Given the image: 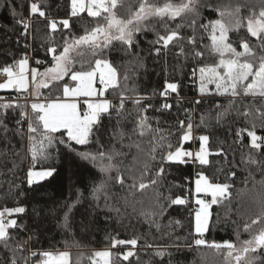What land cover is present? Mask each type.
<instances>
[{
	"label": "trees",
	"instance_id": "1",
	"mask_svg": "<svg viewBox=\"0 0 264 264\" xmlns=\"http://www.w3.org/2000/svg\"><path fill=\"white\" fill-rule=\"evenodd\" d=\"M29 1L0 0V69L26 58L29 52L31 66L42 74L45 69L53 65V55L63 50L66 38L84 35L85 28L90 30L96 26L97 21L104 23L102 18L94 19L86 12L77 17H70V0H34L40 10L46 13L47 20L38 13L32 15L29 32L27 30L25 35L22 34L25 32L23 25L17 21L27 16L30 11ZM157 2L163 4L164 0ZM201 5L197 25L208 24L209 21L217 19H223L224 23H228L233 18L228 15L221 18L216 9L231 11L239 7V16L244 26L238 31H231L229 36L233 46L237 51H241L239 43L242 37L247 36V18L253 14L258 15L264 8V0H201ZM209 5L213 10L209 9ZM129 6L133 9L137 7V0H124L123 7L118 11L120 18H128ZM64 19L69 20V29L63 28L59 23L55 32L48 27V20L59 22ZM190 22L189 15L183 20L177 18L170 26L175 27L176 23ZM146 23L149 25V30H142L135 38L137 44L135 51L140 54L139 59L126 55L119 41H113L110 49L106 51V58L113 62L120 73L121 89L124 86L123 77L127 74L128 87L136 89L135 93L129 95L145 97L142 106L147 110L141 114L148 117L153 131L143 137L132 133L134 117L122 120L117 129V117L113 111L111 119L107 114H102L100 124L97 125L100 131L93 134L88 144L76 145L74 141L70 142L73 149L71 151L64 144L59 143V139L67 141L64 130L53 134L57 140L54 141L53 147L46 149L50 154L49 158L39 159L33 166L31 156L27 152V119L22 121L25 131L23 148L20 137L13 135L17 127L16 121L20 119V112L31 114L25 100L28 95L16 91L0 92V105L7 103L19 105L7 109L0 108V120H3L11 130L7 134L8 139H5V134L0 128V151L5 153L0 156V209L16 206L25 209L23 213L13 215L22 226V228L10 229V233L17 238L11 242L13 247L17 240L26 241L31 237L30 243L25 245L23 252L17 253V256H27L29 249L36 252L67 250L70 253L69 264H92L95 249L108 247L112 252L111 264H226L224 253L227 249L217 251L209 245L229 241L239 247L241 241L251 239L260 227H264L258 224L253 226L251 233L244 231L245 223L251 224V221L257 219L264 210V163L261 165L241 163V158L247 157L250 153L257 160L264 162V151L250 149L248 146L250 138L247 135V131L255 130L258 136L264 137V127H261V124H264V117L257 112V109L264 111V104L259 99L255 104H249L250 115L247 117L239 116L233 109L220 125L215 122L211 127L200 125V117L203 113L209 108H214L216 103L227 106L228 98L214 95L201 98L198 91L199 73L197 72L194 78L192 72L202 64L215 63L218 57L210 56L208 51L204 50L203 61L197 63L191 59L177 58L175 53L179 51L178 48L168 50L166 55L162 52L160 56H156L152 53L148 41L155 40L157 32L164 34V29L156 19H150ZM153 26L155 31L151 30ZM210 31L209 29L205 32L198 27L197 43L210 44L208 38ZM191 33V28L185 27L182 30L185 37ZM251 39L255 43V38ZM50 47L57 51L48 52L47 49ZM78 51L79 49L71 53L73 63L69 73L60 79L50 78L48 87L41 88V96L48 98L61 96L63 87L72 84L71 71L88 69V62L94 64L90 49L83 47L79 51L84 53L83 56L77 55ZM38 60L41 63L38 64ZM166 82L178 83L177 92L169 91L168 95H161L165 91ZM213 86L209 84L208 88L214 91ZM121 89L109 88L107 96L118 97ZM198 99H203L204 103L197 105ZM164 105L170 107L165 108ZM125 107L128 111L133 109V105L128 101ZM240 107L243 111V106ZM189 117L193 124L194 141L182 142L184 129L179 122L185 121L186 127ZM253 125H255L254 129ZM241 129L245 130L237 137L236 133ZM114 131H123V137L114 136ZM200 135L210 136L207 145L210 161L208 165H200L192 161L180 164L162 161L161 158L169 151L168 144L172 145V151L182 146L191 149L194 144L199 145ZM161 136L164 137V147L157 148L156 159L151 160L153 138L155 142H159ZM97 139L103 144L104 150L114 147L124 153L117 158V162H122L121 170L126 177L139 176L144 170L145 163L150 164L154 175L163 163L164 178L158 188L159 192L163 197L170 196L172 199L180 197L185 202L167 207L170 201L162 200L166 207L163 216H149L150 213L160 211L156 190L148 188L140 191L138 187L129 189L127 185H130L132 180L126 179L124 187L114 182L110 185L107 199L109 207L105 206L103 195L97 207V202L91 198L90 193L93 182L100 179V173L92 163L82 160L77 155L78 152H95L100 147L96 142ZM9 140L11 143L8 142ZM12 148L21 153L20 157L10 155ZM221 149L226 153L227 162L223 155H217ZM12 159L18 164L14 174L8 171L12 168ZM27 165L37 169L54 168L55 172L52 176L29 187L25 182ZM230 172H235V176L229 175ZM200 173L210 182L229 184L231 187L228 198L211 207L209 227L204 234L207 243L196 246L191 194L193 178ZM111 175L115 177L116 172H112ZM78 191L82 193L83 199L73 209L71 227L65 229L60 226L64 212L67 210L65 206L75 201ZM113 208L119 211H114ZM153 219L159 222V230L150 223ZM132 239L137 240V245L131 249L134 255L127 261L123 260L122 254L131 245L113 247V242ZM175 245H180L179 249ZM159 251H163L164 255H157ZM39 258L37 256L32 261ZM0 259H3L2 249H0ZM232 264L236 262L233 260ZM241 264L244 262L241 261Z\"/></svg>",
	"mask_w": 264,
	"mask_h": 264
},
{
	"label": "snow or ice",
	"instance_id": "2",
	"mask_svg": "<svg viewBox=\"0 0 264 264\" xmlns=\"http://www.w3.org/2000/svg\"><path fill=\"white\" fill-rule=\"evenodd\" d=\"M138 6L133 9L129 6V16L127 19L120 18L118 16L119 8L123 7L124 0H70V17H77L81 13L87 12V15L92 18H102L104 23L97 21L96 26L90 30L85 28V34L79 37L72 36L70 39L66 38L63 46V51L59 55H53L54 67L47 69L46 74H51L52 79H60L70 71V66L73 63L72 52L77 51L82 47L90 49V54L94 58V65L88 62V70L71 71V80L76 82V87H69L65 85L63 88L64 97H88L86 110L81 113L79 106L75 102H49V103H32L31 114L24 111L20 112V119L16 121L17 127L15 128L13 135L19 136L21 140V148H23V140L25 137V131L22 125V121L27 119V140L28 148L27 152L31 156L33 166L39 159H48L50 154L46 151L47 148L54 146V141L57 137L53 134L64 129L67 135V141L59 139L60 144H64L69 150L72 149L70 142H75L76 145H86L90 142V138L94 133L99 132L100 129L97 125L100 124V118L102 114H107L109 118L112 117V112L115 111L117 117V129H119L120 122L127 120L129 117H134L132 133L138 134L140 137L145 136L149 132H152V126L149 123V119L146 115H142L145 112L146 107L142 106V100L145 97L138 95H129V93H135V87H128L129 77L124 75V86L121 89V78L118 68L114 66L113 62L106 58V51L110 49L113 41H119L125 54L133 56L139 59L140 54L135 51L136 34L142 30H149V25L146 23L150 19H156L163 26L164 34L156 33V39L148 41L151 46L152 53L156 56H160L163 52L165 55L170 49H179L176 52L177 58L183 57L185 60L191 59L197 63H201L205 57V51L207 50L210 56L218 57L215 63L202 64L198 69H193L192 76L195 78L197 72L199 73V95L201 98L209 95L228 98L227 106L216 103L214 108H209L207 112L203 113L200 117V125L205 127H211L215 122L217 125L222 124L225 117L233 110L237 112L239 116L247 117L250 115L248 110L249 104H255L259 99L264 104V8L261 9L258 16L253 14L247 18V36L242 37L239 43L241 51H237V48L233 46V42L230 41L229 33L231 31H238L244 25L240 19L239 7L231 11H225L216 9L221 18L225 15L232 17L233 19L228 23H224L223 19L211 20L208 24L197 25V18L200 16L201 0H164L163 4L157 2V0H137ZM210 10L211 5L208 6ZM39 14L47 20L46 13L41 11L36 3L30 5L29 15ZM15 15V13H13ZM191 16V22L189 24L176 23L175 27H171V23H174L177 18L181 20L186 16ZM255 17V18H254ZM23 25L27 34L30 23L25 22L23 19L17 21ZM58 23L65 29L70 28L68 19L61 21L48 20V27L55 32L58 27ZM191 28L192 33L185 37L182 34V30L185 28ZM203 29L208 32L210 44L200 45L197 43V28ZM155 31V27L152 29ZM103 37L101 40L100 38ZM251 38H255L253 43ZM203 49V50H202ZM48 52L55 53L57 49L48 48ZM83 52H77V55L83 56ZM41 63V61H37ZM82 69H83V60ZM18 64L19 71H14V67ZM28 65V59L22 58L14 65L6 66L0 69L7 79L4 83H0V89L15 88L17 91L27 90V77L25 75ZM31 71V79L35 84L38 80L37 69L33 68ZM102 86L99 90L95 87L96 81ZM209 84L215 85V90L212 91L208 88ZM39 87H48V84L41 81ZM121 89L120 90V102L118 105L114 104L108 99H99L105 96L107 89ZM179 88L178 83H165V91L161 95H168L169 91L177 92ZM251 98V99H248ZM126 101L131 102L133 105L132 111L126 110ZM204 103L203 99H198L196 104ZM243 106L244 110L241 111ZM19 107V105H12L10 103L0 105V108H12ZM165 108H169V105H164ZM186 112L188 110H185ZM257 112L261 117H264V111L257 109ZM181 128L184 129V133L181 137V141H188L192 139L193 124L189 117L187 125L185 127V121L181 120ZM197 125V126H200ZM264 127V124H261ZM0 128H2L5 134L4 138L8 139L7 134L11 131L7 124L0 120ZM255 125H253V129ZM245 129L238 130L236 136L239 137L241 132ZM156 131H159L156 129ZM113 135H119L123 137V131H114ZM247 135L250 138L249 148L257 151H264V137H260L256 134L255 130L247 131ZM39 137V139H38ZM151 148L150 158L156 159L157 148H163L164 137H160L159 142H155ZM209 135H200V148L195 154L189 151H185L182 148H176L172 151V145L168 144L169 151L161 159L164 163H187L188 160L198 162L200 165H208L210 163L208 159V141ZM11 143V141H8ZM46 142V143H45ZM97 144L100 147L95 152H78L82 160L89 161L97 168L100 173V179L93 182L91 189V198L97 202L99 206V200L103 195L106 207L108 199V190L110 185L114 182L121 187L125 186V180L131 179L132 183L127 185L129 189H137L143 191L148 188H154L156 190L157 203L159 205V213H150L149 216H163L166 211L165 204L162 200L170 201L167 207L172 205H181L185 201L176 197L172 199L169 197H163V194L159 192L158 188L162 184L164 167L163 163L159 170L152 175L151 166L149 163H145L144 170L139 176H125V173L121 170L122 162H117V158L124 155V153L117 151L114 147L109 150H104L103 144L97 139ZM139 147V145H136ZM5 155L0 151V156ZM12 157H20L21 153L16 151L15 148L10 150ZM217 155H223L225 162H227L226 153L223 150H219ZM188 159H185V158ZM12 168L8 169L9 172L15 173L18 164L15 159H12ZM241 163L245 165H261L264 162L257 160L251 153L247 157L241 158ZM233 166L234 163H233ZM54 168L42 169L39 171L34 170V167H29L27 171V183L31 187L34 183H39L46 178L53 175ZM112 172H116V176L111 175ZM229 175L235 176V172H230ZM147 178V182H145ZM197 193H205L211 195L212 200L206 202L205 200L198 199L196 201L201 207L196 212V227L195 231L202 234L207 227L209 208L212 204L221 203L228 198L229 184L212 183L202 173L198 174V178L195 181ZM10 182V189H11ZM83 199L82 193H77L75 201L67 204L66 211L64 212L60 226L68 229L71 227V217L73 209ZM114 211L119 209L113 208ZM25 211L22 207L7 208L0 210V249H2L3 259H0V264H30L33 258L39 256V259L34 261V264H69V253L53 252V251H31L29 249L28 255L17 256V253H22L25 245L29 244L31 237L26 241L17 240L15 247L12 245V241L17 238L10 233V229L22 228L15 219H11L14 214L23 213ZM143 215V213H142ZM151 224H154L159 230L160 224L157 220H150ZM177 223H179L177 221ZM258 224L264 225V210H262L260 216L257 219L251 221V224L245 223L244 231L252 232L253 226ZM207 242L204 239L197 238L194 240L196 246L205 245ZM137 245V240H116L113 242V247L117 245ZM179 249L180 245H175ZM209 247L215 248L217 251L227 249L224 253L226 264H232L234 260L236 264H264V227H260L258 232L252 235L251 239L240 242V246H236L231 242L225 241L223 244L213 243ZM159 256H163L164 252L159 251L156 253ZM111 253L108 251H101L94 253L97 258H104V264H110ZM132 251H128L122 255L123 260H128L133 256ZM92 264H99V261L92 260Z\"/></svg>",
	"mask_w": 264,
	"mask_h": 264
},
{
	"label": "rangeland",
	"instance_id": "3",
	"mask_svg": "<svg viewBox=\"0 0 264 264\" xmlns=\"http://www.w3.org/2000/svg\"><path fill=\"white\" fill-rule=\"evenodd\" d=\"M87 13V12H86ZM82 14V13H81ZM259 14V13H258ZM258 16V15H257ZM255 18V17H254ZM101 40L103 39V37H101L100 38ZM83 48V47H82ZM82 48H80L79 49V51L82 49ZM63 51V50H62ZM61 51V52H62ZM56 55H59V53L58 54H56ZM55 63V62H54ZM54 63H53V65L52 66H50V67H48L47 69H50V68H53L54 67ZM94 65V64H93ZM34 67H30L29 68V66H27V68H26V73H25V75H26V77H27V90H20V91H17L15 88H7V89H0V92L1 91H16V92H22V93H25L26 95H28V99H29V101L27 102V107H28V110H30V111H32L31 110V104L32 103H49V102H75V103H77L78 104V106H79V110L81 111V113H83V111H85L86 110V101L87 100H89V99H91V98H88V97H83V96H80V97H64V95H63V91H62V94H61V96H59V97H55V98H48V97H44V96H41V94H40V91H41V88L42 87H39L38 85H39V83L41 82V81H43V82H45V83H48V81H49V79L51 78V74H46V70L47 69H45L43 72H42V74H39V72H38V70H37V72H38V80H37V82L34 84L33 82H32V79H31V69H33ZM36 69V68H35ZM86 70H88V69H86ZM14 71H16V72H18L19 71V67H18V64L14 67ZM6 79H7V77H6V75H5V78H3L2 80H0V83H4L5 81H6ZM70 79H71V74H70ZM72 81V80H71ZM66 85H68L69 87H76V82H74V81H72V84H66ZM214 85V84H213ZM95 87L99 90L102 86L99 84V81L97 80L96 81V83H95ZM64 88V87H63ZM213 89L215 90V85L213 86ZM108 90V89H107ZM107 90H106V92H105V96L104 97H100L99 99H106V95H107ZM59 98V99H58ZM79 98H85V100L83 101V103H84V105H81V103H80V101H79ZM109 100V99H108ZM192 139H190V140H188V141H194L193 139H194V134H193V132H192ZM188 141H183V142H188ZM180 148H182L183 150H185V151H189V152H192L193 154H195L197 151H199V148H200V141H199V145L198 146H196L195 144H194V146L190 149V148H185V147H180ZM207 149H208V147H207ZM208 152H209V150H208ZM209 156V155H208ZM185 159H188L187 157L185 158ZM188 161H193V160H188ZM194 162V161H193ZM29 167H32V166H29ZM29 167L26 169V184H28L27 183V171H28V169H29ZM34 170H36V171H39V170H42V169H37V168H34ZM198 178V175L197 176H195L194 178H193V188H192V194H191V201H192V203H193V205H194V210H193V233H194V235L196 236V239L197 238H201V239H204V234L207 232V230H208V227H209V223H210V218H211V207H212V205L210 206V208H209V217H208V222H207V227H206V230L202 233V234H199V233H197L196 231H195V227H196V212L200 209V205L199 204H197L196 203V201L198 200V199H202V200H205L206 202H210L211 200H212V197H211V195H208V194H205V193H203V192H201V193H197L196 191H195V188H196V184H195V181H196V179ZM213 183V182H212ZM219 184H222V183H219ZM16 207H21V206H16ZM16 207H11V208H16ZM23 208V207H22ZM0 210H3V208L2 209H0ZM11 219H14V217L12 216V217H10ZM225 242V241H224ZM224 242H220L219 244H223ZM229 242V241H228ZM133 248V246L131 245V246H129V248L127 249V251L126 252H128V251H131V249ZM63 251H66V252H68L67 250H59V251H53V252H63ZM101 251H108V252H110L111 254H112V252H111V250H110V248H108V247H100V248H97V249H95V252L94 253H96V252H101ZM125 252V253H126ZM69 253V252H68ZM123 255V254H122ZM112 256V255H111ZM97 260V261H99V264H104V258H97V257H93V259L92 260ZM35 261V260H34ZM34 261H31L30 262V264H34ZM69 263H70V253H69ZM110 264H111V258H110Z\"/></svg>",
	"mask_w": 264,
	"mask_h": 264
},
{
	"label": "built area",
	"instance_id": "4",
	"mask_svg": "<svg viewBox=\"0 0 264 264\" xmlns=\"http://www.w3.org/2000/svg\"><path fill=\"white\" fill-rule=\"evenodd\" d=\"M32 3H35V1H34V0H30V1H29V4L31 5ZM29 13H30V11H28L27 16L23 18V20H24L25 22H29V21H31V19H32V16H30ZM29 29H30V26H29ZM29 29H28V32H29ZM26 58L29 60V62L31 61V60H30V54H29V52H27V54H26ZM30 64H31V62H30ZM4 77H5L4 74H3V73H0V79H2V78H4ZM108 99H109V101H112V102H113L114 104H116V105H118L119 102H120V96H118V97H109ZM25 100H26V102L29 101L28 98H26ZM81 105H84V103L82 102ZM192 162H193V161H192ZM29 166H31V165H27V168H28Z\"/></svg>",
	"mask_w": 264,
	"mask_h": 264
},
{
	"label": "crops",
	"instance_id": "5",
	"mask_svg": "<svg viewBox=\"0 0 264 264\" xmlns=\"http://www.w3.org/2000/svg\"><path fill=\"white\" fill-rule=\"evenodd\" d=\"M27 66H29V68L30 67H32L31 66V64H30V62H29V60H28V65ZM4 76H5V74H4ZM5 78V77H4ZM3 79V78H2ZM2 79H0V80H2ZM48 84V83H47ZM109 98V96H107L106 95V99H108ZM59 99V98H58ZM85 100V98H79V101H80V103H82L83 101ZM61 130H64V129H61ZM65 131V130H64Z\"/></svg>",
	"mask_w": 264,
	"mask_h": 264
}]
</instances>
